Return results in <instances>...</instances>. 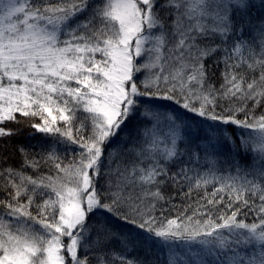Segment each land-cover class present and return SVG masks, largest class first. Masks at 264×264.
<instances>
[{"label":"snow or ice","instance_id":"1","mask_svg":"<svg viewBox=\"0 0 264 264\" xmlns=\"http://www.w3.org/2000/svg\"><path fill=\"white\" fill-rule=\"evenodd\" d=\"M0 264H264V0H0Z\"/></svg>","mask_w":264,"mask_h":264},{"label":"trees","instance_id":"2","mask_svg":"<svg viewBox=\"0 0 264 264\" xmlns=\"http://www.w3.org/2000/svg\"><path fill=\"white\" fill-rule=\"evenodd\" d=\"M10 127H15V125H9ZM19 156L17 155L16 157L12 158L9 163H13V164H18L19 162Z\"/></svg>","mask_w":264,"mask_h":264},{"label":"rangeland","instance_id":"3","mask_svg":"<svg viewBox=\"0 0 264 264\" xmlns=\"http://www.w3.org/2000/svg\"><path fill=\"white\" fill-rule=\"evenodd\" d=\"M66 163H67V161H66ZM45 171H47V170L45 169Z\"/></svg>","mask_w":264,"mask_h":264}]
</instances>
